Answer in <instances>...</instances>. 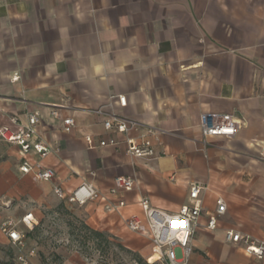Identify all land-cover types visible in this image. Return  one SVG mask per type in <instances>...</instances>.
Returning <instances> with one entry per match:
<instances>
[{
	"label": "crops",
	"instance_id": "obj_1",
	"mask_svg": "<svg viewBox=\"0 0 264 264\" xmlns=\"http://www.w3.org/2000/svg\"><path fill=\"white\" fill-rule=\"evenodd\" d=\"M111 95H124L126 105L114 99L105 112L163 131L153 157H133L124 143L87 147L86 135L95 144L122 138L95 112ZM33 112L51 151L28 159L54 177L22 174L17 146L0 139V221L32 212L35 228L40 207L55 201L54 184L69 194L87 181L103 197L74 203L72 213L144 262L156 248L125 223L143 219L140 199L174 213L198 184L189 264H264L225 239L232 229L264 241V0H0V127L16 129ZM205 112L244 124L231 137L204 140ZM65 117L75 121L69 132ZM119 175L135 185L110 195ZM218 197L226 211L208 231L206 212ZM120 199L123 206L105 210ZM6 242L0 236V249Z\"/></svg>",
	"mask_w": 264,
	"mask_h": 264
},
{
	"label": "built area",
	"instance_id": "obj_2",
	"mask_svg": "<svg viewBox=\"0 0 264 264\" xmlns=\"http://www.w3.org/2000/svg\"><path fill=\"white\" fill-rule=\"evenodd\" d=\"M114 99L117 100L119 106L126 105L124 95H111L109 102L95 112L103 116L102 125L104 129L111 130L121 135L122 138L118 139L114 136L101 138L95 144L92 137L86 135L87 147H115L124 143L126 152L133 157L145 159L153 157L155 154L154 141L159 140L163 131L157 126L141 123L113 110L105 112L104 107H111ZM52 114L55 115V112L52 111ZM10 120L13 123L16 122L14 117H11ZM38 124V113H29L26 124L20 125L16 129L8 126L0 127V139L17 146L20 154L19 171L22 174L34 171L37 180L50 181L54 177L53 169L33 165L28 159L30 153L43 158L51 151V148L38 134ZM62 124V130L69 132L75 126V121L72 117H65L62 119ZM243 124L242 120L234 118L231 113L205 112L200 116V129L204 140L215 136L231 137ZM134 185L135 179L133 177L119 175L114 179V185L109 194L114 195L120 191L130 190ZM202 188L198 184H191L187 203L182 204L174 213L152 207L145 197L140 199L143 219L140 216H133L127 219L125 223L131 231L148 235L155 246L156 252L146 259L147 264H189L193 251L191 240L202 212L200 197ZM53 191L58 197L78 205L103 197L100 191L87 181L82 182L69 194H66L58 184L53 185ZM123 205L122 199L118 200L117 203L107 202L105 210H116ZM225 211L226 203L222 197H218L215 208L206 212V230H215L218 226L219 216L223 215ZM36 224L37 221L32 212H26L19 219L8 217L0 221V236H3L7 241V248L17 251L15 260L19 264H29L33 252L25 253L23 251L26 239L25 229L31 230ZM225 239L230 243L242 245L249 255L256 258L264 256V241H256L251 236L232 229L226 231ZM132 263L139 264L136 260H133Z\"/></svg>",
	"mask_w": 264,
	"mask_h": 264
},
{
	"label": "rangeland",
	"instance_id": "obj_3",
	"mask_svg": "<svg viewBox=\"0 0 264 264\" xmlns=\"http://www.w3.org/2000/svg\"><path fill=\"white\" fill-rule=\"evenodd\" d=\"M52 192L55 201L40 207L38 225L29 235L25 230L23 251L33 252L29 264H133L131 255L114 244L100 252L92 242H83L77 232H71L69 222L74 221V203L58 197L53 189ZM111 241L117 243L115 239ZM16 252L0 249V264H19L15 260Z\"/></svg>",
	"mask_w": 264,
	"mask_h": 264
},
{
	"label": "trees",
	"instance_id": "obj_4",
	"mask_svg": "<svg viewBox=\"0 0 264 264\" xmlns=\"http://www.w3.org/2000/svg\"><path fill=\"white\" fill-rule=\"evenodd\" d=\"M69 228L71 232H77V234H79L83 239V242H92L93 246L100 252H105L112 244H114L119 250L130 254L131 258L135 259L139 264H146L120 243H113L106 232L98 231L89 227L86 223H84L76 216L74 217V221L69 222ZM33 229L34 227L31 230H28L27 234L29 235V232Z\"/></svg>",
	"mask_w": 264,
	"mask_h": 264
}]
</instances>
